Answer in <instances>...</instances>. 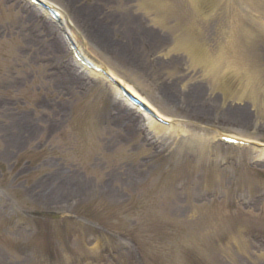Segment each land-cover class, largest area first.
I'll list each match as a JSON object with an SVG mask.
<instances>
[{
  "label": "rangeland",
  "instance_id": "1",
  "mask_svg": "<svg viewBox=\"0 0 264 264\" xmlns=\"http://www.w3.org/2000/svg\"><path fill=\"white\" fill-rule=\"evenodd\" d=\"M47 1L176 126L64 80L59 27L0 0V264H264V0Z\"/></svg>",
  "mask_w": 264,
  "mask_h": 264
},
{
  "label": "bare ground",
  "instance_id": "2",
  "mask_svg": "<svg viewBox=\"0 0 264 264\" xmlns=\"http://www.w3.org/2000/svg\"><path fill=\"white\" fill-rule=\"evenodd\" d=\"M46 5H48V6H50V7H54L49 1H47V0H42ZM155 6H156V4H155ZM75 25V24H74ZM74 25H73V23H72V21L71 20H69V19H66L63 15H62V19H61V22H60V27L62 28V29H64L66 32H68V34L70 35V37H78V33H77V31L75 30L76 28L74 27ZM68 28H69V30H70V28H71V30H73V34L71 35V31L69 32V30H68ZM93 28H94V25H93ZM101 26H99V24H96L95 25V29L97 30H101ZM130 29V28H129ZM129 29H127V30H129ZM102 31V30H101ZM131 31V30H130ZM129 31V32H130ZM131 33V35H133V33H132V31L130 32ZM136 33V32H135ZM134 36H135V34H134ZM192 36H186L185 37V39L183 38L182 40H180L178 43L179 44H177V46H181L179 49H182V47L184 48V52L190 57V58H192V60H193V63H196V64H199L201 67H205V68H207V66H208V68H209V70H212V71H216V70H214L213 68L214 67H212L214 64H211L209 61L207 62V60H206V57H204V55H201V53H200V51H199V47H198V45L196 44V42H194V40H192V38H191ZM74 38H72L73 40H75ZM81 43H82V41H81ZM52 46L53 45H51V48H52ZM83 49L85 50H82L83 52H82V54L85 56V58H87V59H89L88 58V54L90 55V53L86 50V47H84L83 46ZM91 62H92V60H90ZM93 63V62H92ZM75 64V66H73V67H71L69 64H63L64 66V69L66 70V71H63V69L62 68H60V69H62V73H61V75H62V77H63V79L64 80H68L69 82H71L72 80L70 79L71 77L70 76H68L66 73H67V71L68 70H72V68H74L76 71H74L75 73V76H77L76 78H78L79 80H81L80 78H82L83 80H88L89 81V83H92L91 82V80L92 81H94V80H97V82L99 83V84H101L102 85V87L103 86H105V88H107V90H109V92H112L113 93V95L115 96V98L119 101V103H122V104H124L125 106H127V107H129V108H131L132 109V107H131V105L129 104V103H127L125 100H123L121 97H120V95H119V92L114 88V87H112V86H109V85H107V84H105L103 81H101V78H99L97 75H95V74H93L92 72H90L89 70H84V68L83 67H81L79 64H77V63H74ZM99 66H101V67H104L102 64H100L99 63ZM212 67V68H211ZM107 71L114 77V78H116L119 82H120V84H122V86H124L132 95H134V96H136L139 100H141V101H143V102H146L150 107H152L145 99H143V98H141L139 95H138V93L137 92H135V89L131 86V85H129V84H127L126 82H124L123 80H121V78L119 77V76H117V75H114L111 71H109L108 69H107ZM64 72V73H63ZM72 72H73V70H72ZM78 72L80 73V76L78 75ZM61 77V78H62ZM97 83V84H98ZM253 96H254V94H253ZM153 108V107H152ZM115 112L116 113H120V110L118 109V110H115ZM156 112V111H155ZM158 113V112H157ZM159 116L160 117H162V119L163 120H165V121H167V122H170V121H172L170 118H168V117H166V116H164V115H162V114H159ZM145 125H146V127H148V128H157V130H159V131H164V132H167L168 131V129H164V128H162L161 126H159L158 124H156V123H153L151 120H147L146 122H145ZM174 134L176 133V131L175 132H173ZM217 135V134H216ZM215 146H217V147H220V145L219 144H217V145H215ZM224 145H221V147H223ZM256 152V151H255ZM262 152V151H261Z\"/></svg>",
  "mask_w": 264,
  "mask_h": 264
},
{
  "label": "water",
  "instance_id": "3",
  "mask_svg": "<svg viewBox=\"0 0 264 264\" xmlns=\"http://www.w3.org/2000/svg\"><path fill=\"white\" fill-rule=\"evenodd\" d=\"M33 2H35L36 4H38L40 7H42L44 10H46L50 15L52 14V12L47 8L45 7L39 0H31ZM72 48L74 49V47L72 46ZM119 89L122 91L123 94L129 96V100L131 102H133L135 105L139 106L142 110H145L147 111V113L149 115H151L150 111H148L143 105L141 102H139L138 100H136L135 98H133L126 90H124L122 87H119Z\"/></svg>",
  "mask_w": 264,
  "mask_h": 264
}]
</instances>
